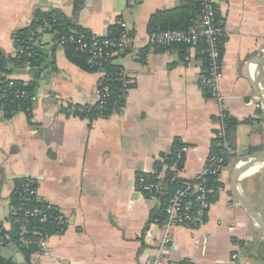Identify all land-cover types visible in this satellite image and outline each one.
<instances>
[{
	"label": "crops",
	"instance_id": "crops-1",
	"mask_svg": "<svg viewBox=\"0 0 264 264\" xmlns=\"http://www.w3.org/2000/svg\"><path fill=\"white\" fill-rule=\"evenodd\" d=\"M184 0H0V50L15 57L14 36L38 11L58 10L91 35L107 36L119 23L131 47L114 64L130 77L124 107L106 118L64 111L95 105L100 72L71 63L64 50L42 38L51 58L35 83L33 73L12 69L10 80L34 83L30 116L0 110V212L16 180L30 178L38 199L62 216L65 227L48 239L50 257L28 264H144L163 229L152 221L163 204L135 189L139 174L163 178L167 159L185 147L181 178L198 174L211 152L220 117L231 118L230 153L213 191L204 226L176 227L163 259L171 264H264V0H215L226 36L220 90L211 100L200 87L204 58L184 61L176 49L151 50L148 24ZM198 27V25H197ZM196 27V28H197ZM48 63V65H47ZM156 165L160 168L156 170ZM1 218V217H0ZM9 230L8 226H4ZM0 255L27 264L7 247Z\"/></svg>",
	"mask_w": 264,
	"mask_h": 264
},
{
	"label": "built area",
	"instance_id": "built-area-1",
	"mask_svg": "<svg viewBox=\"0 0 264 264\" xmlns=\"http://www.w3.org/2000/svg\"><path fill=\"white\" fill-rule=\"evenodd\" d=\"M202 9L198 21V27L184 31H162L148 34L147 46L151 50L161 48H170L174 45L186 46L184 50V61L190 60V54L195 50L199 39L203 38L207 46L208 62L203 75L200 78V87L209 92V98L218 104H222L224 98L220 90L222 54L218 48V39H226L224 30L220 23L215 20L216 5L215 0H201ZM120 32L114 39H108L106 36L97 37L90 35L86 38L84 34L76 31H70L66 38L60 39V45L75 44L77 50L88 56L87 64L92 67L101 68L104 63L110 60L114 64V58L118 52L125 50L132 42L130 33L125 24L119 23ZM49 30H51L49 28ZM29 62H25L24 69L29 68ZM102 74L101 80L105 73ZM118 82L123 85L124 97L126 98L130 85V77L126 71L120 70L117 75ZM8 89L13 88L10 82ZM13 95L18 99L28 100L31 104L38 100L36 91L27 92L26 90L14 91ZM97 102L95 105L103 104L109 95L108 88L102 85L100 81L97 86ZM7 95L0 90V99H5ZM94 106V105H92ZM83 111V110H82ZM75 108L68 105L66 113L74 115ZM226 115L220 117V127L214 138V153L210 152L203 169L191 178L182 179L183 158L186 152L185 147L177 148L174 153V160L168 165V171L171 173V180H182V184L172 192L168 190L164 182L159 180H149L145 176H137L135 180V189L143 194L149 200L160 201L165 198L163 207V219H155L154 223L163 229L162 237L158 241L155 255L146 256L142 252L144 264H171L163 259V254L172 240L171 230L181 227L189 230L198 229L206 223L208 208L210 203L208 195L212 193L208 182L211 178L217 181L222 172L227 156L230 153V147L227 140ZM148 175V174H145ZM21 185L16 192L18 201L23 203H39L23 207L21 204L17 207L9 205L8 217L10 219L0 218V228L8 226H17L18 234L16 243L24 248H34V255L50 257L52 252L48 246V239L53 235L48 233L42 227H59L62 230L65 222L60 213L50 205L39 201L37 194V185L30 178H23ZM220 188H217V191ZM32 224L36 225L32 227ZM237 255H233L228 264H234Z\"/></svg>",
	"mask_w": 264,
	"mask_h": 264
},
{
	"label": "trees",
	"instance_id": "trees-1",
	"mask_svg": "<svg viewBox=\"0 0 264 264\" xmlns=\"http://www.w3.org/2000/svg\"><path fill=\"white\" fill-rule=\"evenodd\" d=\"M202 9L201 0H184L182 3L176 7L175 9L158 12L150 18L148 24V32L149 34L162 32V31H184L187 32L192 28H196L198 25L200 13ZM215 20L217 23L219 22V17L216 11ZM221 25V24H220ZM222 26V25H221ZM49 28L51 30H49ZM223 28V26H222ZM70 31H76L81 34H84L89 37L91 34L88 33L86 30L71 24L67 18L61 14L58 10L51 9L46 12L38 11L35 14V18L32 21V24L19 32H17L14 36V43L17 48V52L15 57H10L5 54L2 50H0V90L5 92L7 97L5 99H0V110H2L6 116H11L16 112H23L27 116H30L31 106L32 104L25 99H18L13 95L14 91L19 90H26L27 92L35 91L36 85L34 84L36 79L39 78V74L41 71L44 70L45 62L51 56L46 53L44 49L46 46H50L52 43L53 47L59 46L64 50V54L66 58L76 66L80 67L82 70L95 73V72H104L105 76L101 80L102 85L106 86L109 91V95L107 100L99 105H74L70 104L75 108V112L73 113L75 117L86 118V119H96V118H106L109 115L119 112L125 104V97H124V88L123 85L118 82L117 75L119 74L121 67L113 64L108 60L106 63L103 64L101 68L92 67L87 64L88 56L84 53H81L77 50L75 44H63L60 45V39L66 38L69 35ZM120 29L115 27L112 31L106 36L108 39H114L118 36ZM45 35L51 36L49 44H43L42 38ZM130 38L132 36L130 35ZM225 39H218V48L223 54V47H224ZM186 46L183 45H174L169 49H176L183 58V53ZM166 48H161L156 51H161ZM168 49V48H167ZM195 51L198 54H202L204 58V68H206L208 58H207V46L204 43V39L200 38L199 42L195 48ZM120 52H118L117 56ZM115 60V58H114ZM25 62H29V68L27 71L33 73L34 76V83H22L15 80H10L8 75L12 72V69L22 68L24 69ZM49 63V62H48ZM47 63V65H48ZM13 84L12 89H8L7 86L9 83ZM127 89L131 88V85L126 87ZM204 91L209 96L208 90L204 89ZM83 110V111H82ZM66 111V109L64 110ZM227 124V140L229 141L230 131L233 128V122L231 118L226 119ZM214 143L213 141L211 146V153H214ZM229 144V142H228ZM230 145V144H229ZM230 147V146H229ZM231 150V147H230ZM175 153L171 155L167 159V163H171L174 160ZM228 157V156H227ZM227 162V160H226ZM160 167L156 165V170ZM140 176H145L149 180H159L165 183L169 191H173L177 187L182 184V180H171V173L167 171L163 178L155 177L153 174H139ZM138 175V176H139ZM216 178H211L208 182L210 188L212 189V193L208 195V201L211 203L213 199V191H217L218 184L216 183ZM21 180H16L14 183V191L9 198V202L11 206L17 207L20 204L23 207H28L31 205H37L39 203H21L18 201L16 196V192L18 191ZM163 204L165 203V198H161L160 201ZM163 207L153 214L152 221L155 219L161 220L163 219ZM6 219H10V216ZM36 225L32 224V227ZM44 230L48 231L50 234H56L62 231V228L59 227H42ZM18 234L17 226H12L9 230H5L0 228V249L2 247H7L9 245H15L18 253L24 257L25 262L28 264L30 261V257L34 255L35 249L34 248H24L19 246L16 243V238ZM0 264H15L11 259H5L0 255Z\"/></svg>",
	"mask_w": 264,
	"mask_h": 264
},
{
	"label": "water",
	"instance_id": "water-1",
	"mask_svg": "<svg viewBox=\"0 0 264 264\" xmlns=\"http://www.w3.org/2000/svg\"><path fill=\"white\" fill-rule=\"evenodd\" d=\"M128 47H131V44H129ZM1 211L4 214V217L7 218L8 217V212H9V207L6 206V207L2 208ZM1 215H2V213L0 212V217H2ZM257 222L261 226V228L264 230V224L259 219H257ZM7 249L10 250L13 253H16L17 254L16 258L18 259L20 254L18 253V250H17L15 245H9V246H7Z\"/></svg>",
	"mask_w": 264,
	"mask_h": 264
},
{
	"label": "rangeland",
	"instance_id": "rangeland-1",
	"mask_svg": "<svg viewBox=\"0 0 264 264\" xmlns=\"http://www.w3.org/2000/svg\"><path fill=\"white\" fill-rule=\"evenodd\" d=\"M2 248H3V247H2ZM2 248H1V249H2ZM1 249H0V250H1Z\"/></svg>",
	"mask_w": 264,
	"mask_h": 264
}]
</instances>
